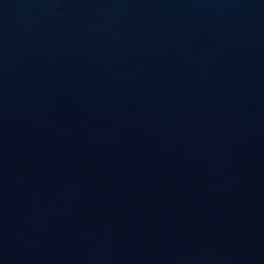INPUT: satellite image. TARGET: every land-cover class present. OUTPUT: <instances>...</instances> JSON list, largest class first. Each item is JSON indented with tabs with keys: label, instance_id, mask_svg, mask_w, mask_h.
Segmentation results:
<instances>
[{
	"label": "water",
	"instance_id": "obj_1",
	"mask_svg": "<svg viewBox=\"0 0 264 264\" xmlns=\"http://www.w3.org/2000/svg\"><path fill=\"white\" fill-rule=\"evenodd\" d=\"M0 264H264V0H0Z\"/></svg>",
	"mask_w": 264,
	"mask_h": 264
}]
</instances>
